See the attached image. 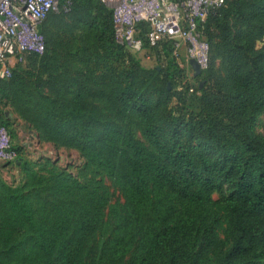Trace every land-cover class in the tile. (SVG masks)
Listing matches in <instances>:
<instances>
[{
	"label": "trees",
	"instance_id": "1",
	"mask_svg": "<svg viewBox=\"0 0 264 264\" xmlns=\"http://www.w3.org/2000/svg\"><path fill=\"white\" fill-rule=\"evenodd\" d=\"M67 1L74 14L92 10L83 39L48 48L42 32L45 51L28 57V77L12 71L0 96L34 109L39 133L76 149L90 177L82 182L40 159L20 166L22 185L0 182V264H264V139L255 132L264 59L254 48L264 42V0H224L203 23L209 45L220 33L224 71L216 74L209 58L197 111L187 87L176 94L164 85L151 100L160 71L142 70L116 41L109 8L60 5ZM97 173L119 187L121 210ZM218 207L231 244L213 259Z\"/></svg>",
	"mask_w": 264,
	"mask_h": 264
},
{
	"label": "built area",
	"instance_id": "2",
	"mask_svg": "<svg viewBox=\"0 0 264 264\" xmlns=\"http://www.w3.org/2000/svg\"><path fill=\"white\" fill-rule=\"evenodd\" d=\"M112 11L116 41L132 52L150 54L170 46V58L194 74L190 60L203 72L209 63V43L203 33L207 17L224 0H99ZM60 0H0V80L8 79L11 61L41 55L45 38L41 27ZM70 9V2L63 6ZM189 91L192 92L190 88ZM17 149L0 125V167L17 159Z\"/></svg>",
	"mask_w": 264,
	"mask_h": 264
},
{
	"label": "rangeland",
	"instance_id": "3",
	"mask_svg": "<svg viewBox=\"0 0 264 264\" xmlns=\"http://www.w3.org/2000/svg\"><path fill=\"white\" fill-rule=\"evenodd\" d=\"M237 1V0H232ZM242 2V0H239ZM93 15L92 10L87 8L81 14H74L72 11H65L61 5V11L50 15L44 22L42 32L46 38V44L49 47L58 46L60 48L68 44H78L83 39L84 31L82 29L81 21L90 18ZM231 23L235 24V11L232 12ZM235 30V25L233 26ZM213 37L209 45V58L213 63V69L218 75H223L224 63L219 56L218 47H222V39L218 31L213 30ZM254 48L260 51L264 59V42L262 38H258L254 44ZM128 53L135 59L138 66L147 72H152L154 69L160 71L158 75H154V81L149 90L151 100L156 99V91L164 85L171 89L173 93H184L186 87L187 105L197 111L199 98L201 96L199 90L200 83L203 85L204 71L198 75L194 74L188 69L173 65L171 60H168V54L160 49L150 54V59L146 58V54L132 52ZM27 55L23 60L11 61V70H18L28 77L29 62ZM264 69V60L262 62ZM170 67V69H168ZM162 70V72H161ZM171 75L170 77L168 75ZM192 89V92L189 89ZM37 114L31 107H21L12 99H5L0 96V124L5 126L11 135L14 146L17 149V159L11 163L0 167V182L12 187H17L23 184V174L21 173V165L24 162L36 163L40 159L51 160L58 168L65 169L74 177L82 182H86L90 175L84 168V160L80 153L74 148H68L55 144L45 137H43L36 128L35 119ZM136 138L148 149L151 146L143 137L141 128L138 124L134 126ZM255 132L257 136L264 139V113H260L255 121ZM96 180H101L104 186V193L108 199L111 207H117L119 210L124 205L119 187L109 177L97 173ZM226 192V187L223 188ZM219 193H213V199L218 201ZM219 221L213 236L212 257L217 259L230 246L231 241L228 236V222L226 219V210L223 207H218ZM106 221H111L109 212L106 211Z\"/></svg>",
	"mask_w": 264,
	"mask_h": 264
},
{
	"label": "water",
	"instance_id": "4",
	"mask_svg": "<svg viewBox=\"0 0 264 264\" xmlns=\"http://www.w3.org/2000/svg\"><path fill=\"white\" fill-rule=\"evenodd\" d=\"M190 65L192 66L193 70H194V76H198L202 73V71L200 70L198 64L194 61V60H190ZM202 86V83H200V87Z\"/></svg>",
	"mask_w": 264,
	"mask_h": 264
}]
</instances>
